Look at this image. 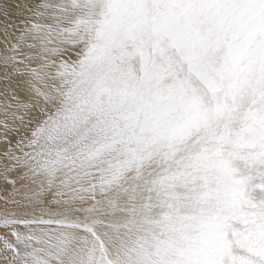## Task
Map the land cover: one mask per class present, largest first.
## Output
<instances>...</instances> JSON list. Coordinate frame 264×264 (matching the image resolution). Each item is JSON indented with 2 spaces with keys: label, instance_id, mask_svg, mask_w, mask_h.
<instances>
[{
  "label": "snow or ice",
  "instance_id": "snow-or-ice-1",
  "mask_svg": "<svg viewBox=\"0 0 264 264\" xmlns=\"http://www.w3.org/2000/svg\"><path fill=\"white\" fill-rule=\"evenodd\" d=\"M0 17V264H264V0Z\"/></svg>",
  "mask_w": 264,
  "mask_h": 264
},
{
  "label": "bare ground",
  "instance_id": "bare-ground-1",
  "mask_svg": "<svg viewBox=\"0 0 264 264\" xmlns=\"http://www.w3.org/2000/svg\"><path fill=\"white\" fill-rule=\"evenodd\" d=\"M4 28H5V21L3 20V18L2 17H0V29L1 30H4ZM4 44H5V41H1L0 42V45L2 46V47H4ZM0 209H2V205H0Z\"/></svg>",
  "mask_w": 264,
  "mask_h": 264
},
{
  "label": "rangeland",
  "instance_id": "rangeland-1",
  "mask_svg": "<svg viewBox=\"0 0 264 264\" xmlns=\"http://www.w3.org/2000/svg\"><path fill=\"white\" fill-rule=\"evenodd\" d=\"M5 41V38H4V30H1L0 29V42L1 41ZM3 47L0 45V49H2ZM3 181H2V179H0V183H2ZM0 211H2V209H0Z\"/></svg>",
  "mask_w": 264,
  "mask_h": 264
}]
</instances>
